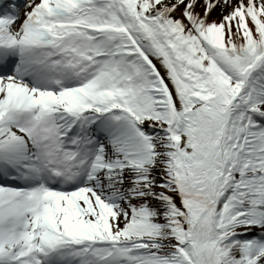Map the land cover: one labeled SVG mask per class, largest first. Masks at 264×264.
Segmentation results:
<instances>
[{
	"label": "snow or ice",
	"instance_id": "snow-or-ice-1",
	"mask_svg": "<svg viewBox=\"0 0 264 264\" xmlns=\"http://www.w3.org/2000/svg\"><path fill=\"white\" fill-rule=\"evenodd\" d=\"M0 264H264V0H0Z\"/></svg>",
	"mask_w": 264,
	"mask_h": 264
}]
</instances>
